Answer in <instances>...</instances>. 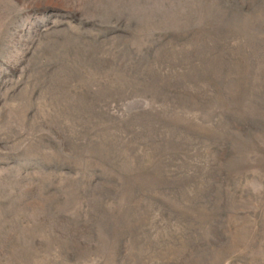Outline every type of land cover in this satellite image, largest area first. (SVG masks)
<instances>
[{
  "label": "rangeland",
  "instance_id": "1",
  "mask_svg": "<svg viewBox=\"0 0 264 264\" xmlns=\"http://www.w3.org/2000/svg\"><path fill=\"white\" fill-rule=\"evenodd\" d=\"M0 264H264V0H0Z\"/></svg>",
  "mask_w": 264,
  "mask_h": 264
}]
</instances>
